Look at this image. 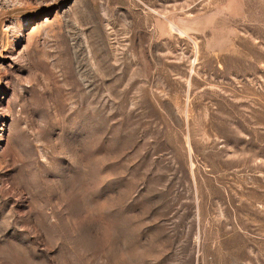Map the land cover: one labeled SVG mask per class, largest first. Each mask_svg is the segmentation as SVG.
Segmentation results:
<instances>
[{
    "label": "rangeland",
    "instance_id": "rangeland-1",
    "mask_svg": "<svg viewBox=\"0 0 264 264\" xmlns=\"http://www.w3.org/2000/svg\"><path fill=\"white\" fill-rule=\"evenodd\" d=\"M0 264H264V0H0Z\"/></svg>",
    "mask_w": 264,
    "mask_h": 264
}]
</instances>
